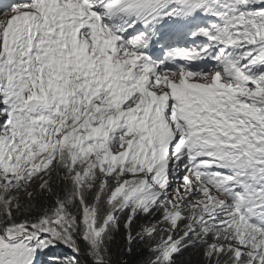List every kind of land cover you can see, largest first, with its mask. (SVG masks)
Here are the masks:
<instances>
[{
    "label": "snow or ice",
    "instance_id": "snow-or-ice-1",
    "mask_svg": "<svg viewBox=\"0 0 264 264\" xmlns=\"http://www.w3.org/2000/svg\"><path fill=\"white\" fill-rule=\"evenodd\" d=\"M0 264H264V0L0 3Z\"/></svg>",
    "mask_w": 264,
    "mask_h": 264
},
{
    "label": "trees",
    "instance_id": "trees-1",
    "mask_svg": "<svg viewBox=\"0 0 264 264\" xmlns=\"http://www.w3.org/2000/svg\"><path fill=\"white\" fill-rule=\"evenodd\" d=\"M126 259V258H125Z\"/></svg>",
    "mask_w": 264,
    "mask_h": 264
}]
</instances>
